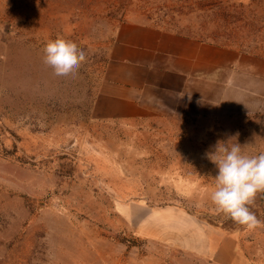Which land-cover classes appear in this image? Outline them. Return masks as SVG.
I'll list each match as a JSON object with an SVG mask.
<instances>
[{"label": "rangeland", "instance_id": "1", "mask_svg": "<svg viewBox=\"0 0 264 264\" xmlns=\"http://www.w3.org/2000/svg\"><path fill=\"white\" fill-rule=\"evenodd\" d=\"M131 22L264 57V0H0V264H216L167 242L172 230L157 237L166 226L153 210L235 232L238 264H264V226L248 230L210 200L221 149L264 153V94L224 78L145 88L133 115L98 104ZM57 37L85 53L76 76L43 62ZM249 207L264 221V193Z\"/></svg>", "mask_w": 264, "mask_h": 264}, {"label": "crops", "instance_id": "2", "mask_svg": "<svg viewBox=\"0 0 264 264\" xmlns=\"http://www.w3.org/2000/svg\"><path fill=\"white\" fill-rule=\"evenodd\" d=\"M116 37L108 67L110 82L107 88L113 90H104L98 104L108 100L110 109L117 114L133 115L138 109L134 95L145 88L184 92L223 83L226 78L224 83L236 86L241 85L240 80H245V88L237 90L264 94V57L132 22L123 24ZM149 217L166 226V234L160 229L157 237L168 239L172 230L173 240L167 242L197 253L203 260L238 264L241 259L236 249L239 235L235 232L199 223L190 215V224L184 228L158 211L153 210ZM176 231L186 234L181 236Z\"/></svg>", "mask_w": 264, "mask_h": 264}, {"label": "clouds", "instance_id": "3", "mask_svg": "<svg viewBox=\"0 0 264 264\" xmlns=\"http://www.w3.org/2000/svg\"><path fill=\"white\" fill-rule=\"evenodd\" d=\"M43 62L57 77L76 76L86 62V56L78 45L62 37L48 41L44 48ZM221 155L212 159L218 171L210 200L217 214H224L234 223L254 230L264 226L250 210L258 193H264V153L248 156L241 145L225 146Z\"/></svg>", "mask_w": 264, "mask_h": 264}]
</instances>
